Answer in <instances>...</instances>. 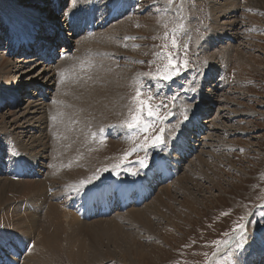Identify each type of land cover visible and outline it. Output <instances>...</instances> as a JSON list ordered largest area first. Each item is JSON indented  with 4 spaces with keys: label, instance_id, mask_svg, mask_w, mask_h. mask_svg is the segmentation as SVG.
<instances>
[{
    "label": "rangeland",
    "instance_id": "rangeland-1",
    "mask_svg": "<svg viewBox=\"0 0 264 264\" xmlns=\"http://www.w3.org/2000/svg\"><path fill=\"white\" fill-rule=\"evenodd\" d=\"M59 2L63 10L58 13L52 0H0V65L7 63L15 67L7 80L4 76L0 78L1 162L4 163L11 154L30 159V165L39 170L36 180L20 181L9 179L0 171V187L7 180H45L51 144L55 147V143L49 141V149L39 154L37 160L32 159L31 155L40 149L37 142L39 134L57 132L52 129L61 123L68 125L73 121L72 125L76 124L80 118L74 112L76 109L78 113H86L81 114L84 115L81 128L85 130L82 134L85 144L76 147L75 151L91 160L87 161L91 175L83 178L74 190L90 187L88 182L95 181L97 186L102 179L122 177L121 180L131 182L145 178V172L155 166L170 146L179 150L187 144V148H184L186 154L182 159L172 155V165L180 160L172 181L156 183L146 202L125 210L143 209L156 198L157 202L166 203L163 208L157 207L161 216L151 218V228L125 220V211L87 222L80 220L81 232L79 229H67L66 233L70 234L69 243L84 244L85 255L81 262L72 263L62 254L54 256L51 264H264V0H235L233 3H226V0ZM65 12L78 16L85 14L94 22L92 36L102 33L89 42L87 51L76 53L78 41L91 35L86 36V30L79 34L70 33ZM32 13L36 14V21L27 24L28 18L24 15ZM5 19L12 27L11 33L16 30L22 32L23 27L25 32L28 28H36L39 30L38 38L44 41L47 38L40 34L63 31L61 36L64 37L59 36L56 43H52L54 39L50 40L54 44L51 62H44L35 54L13 52L8 46L11 36ZM173 35L176 48L171 46ZM61 40L70 43L71 51L65 55L79 54L77 61V58L72 59L66 66L63 64L66 57L60 59L59 55L67 49L61 50L64 45ZM161 52H171L179 64L180 74L171 80L154 78L158 69L162 70L167 64L166 58L157 55ZM87 61L95 69L99 68L93 86L105 87L108 79V84L112 82L109 86L118 85L119 88L118 92L111 94L122 91L120 97L106 95L91 104L96 107L100 103L101 107L99 104L88 111L67 104L72 111L66 118L61 111L55 112L56 109L47 111L48 107L58 106L55 102V97L59 96L58 81L64 82L65 87L75 85L77 78L87 73L81 68ZM61 64V68L65 67L58 77L55 69ZM102 67L106 72L100 71ZM42 69L47 73L41 74ZM49 79L51 89L48 91L43 85ZM100 79L105 83H98ZM38 88H42L44 96L38 95ZM137 88L141 89L143 99L152 96L151 103L161 105L158 114L162 119L144 115V120L153 126L147 133L143 127L129 129L125 124L130 119V109L134 111L133 97ZM10 92L14 93L11 100L15 104L6 99ZM205 93L210 100L206 106L202 104L205 107H200ZM39 105L40 114H32ZM22 113L26 115L24 121L20 117ZM52 113L59 116L55 123L57 117H52ZM39 116L46 122V130H40L36 122ZM75 116L76 120H71ZM206 120L211 123L206 124ZM50 122L53 123L51 126ZM17 127L24 131L16 130ZM161 128L164 129V142L153 147L151 140ZM35 145L38 147L32 150L31 146ZM42 156L49 158L43 159ZM141 161L144 162L143 167ZM43 164L45 168H41ZM167 165L170 166L169 163ZM178 178L182 182L176 184ZM46 184L41 200L40 195L31 197L28 194L18 196L10 206L15 207L16 202H19L18 207L25 204L29 211L23 208L18 211L37 215L42 223L47 208L60 204L54 201L58 197V185ZM50 188L56 191L52 195L49 191L48 196ZM165 194L171 197V202ZM35 202L41 205L30 208ZM58 207L62 209L60 205ZM118 214L122 216L118 217ZM110 223L119 228L111 227L105 231ZM240 224L244 225L243 230L239 229ZM5 229L0 230L20 238L26 237L21 232ZM134 243L142 248L137 249L138 253L150 257L129 254L123 258L126 248H131ZM25 255L18 264L24 263Z\"/></svg>",
    "mask_w": 264,
    "mask_h": 264
},
{
    "label": "bare ground",
    "instance_id": "bare-ground-1",
    "mask_svg": "<svg viewBox=\"0 0 264 264\" xmlns=\"http://www.w3.org/2000/svg\"><path fill=\"white\" fill-rule=\"evenodd\" d=\"M29 1L35 2V0H29ZM234 1L235 0H226V3H233ZM213 12H215V9H213ZM24 16H26L28 18L27 24L34 23L36 21V14H34V13H32V15L26 14ZM5 20H7V22H8V27H10V29H9V31H10L12 29V27H11V25H9L8 19H5ZM58 21H60V20H58ZM43 25H44V27H45V25L50 27L48 24H43ZM23 28H24V30L22 32H20L18 30L14 31L15 35L18 36V40L15 43V45H16L15 47H17L19 51L24 50L23 48H20L21 44L25 45L24 43L27 40L29 41L30 39H34L33 36L35 35V33L37 35H39V33H38L39 30H37L38 31L37 32L36 28H28V30L26 29V32H25V27H23ZM41 29H42V27H41ZM56 31H57V29H56ZM68 31H70V33H73V31H71V30H68ZM61 33L64 34L63 31L58 30V33L57 32H49V34L48 33H42L40 35L42 37H45V39L47 38V40H45V42H48L51 39H54L52 41V43H56L57 40H60L59 35ZM99 33L102 34L101 32H99ZM99 33H97V34H99ZM97 34H95L94 36L91 35L90 38H86V39L83 38V40L81 38V41H78V49H77L76 53H78V51H80V52L87 51L89 42L91 40L95 39L97 37ZM62 37H64V36H62ZM61 42H63V44H64L63 47H61V50L62 49L65 50L64 48L67 47L66 51H62V53H70L71 48H70V45H68L70 43L66 44V42L63 40H61ZM38 43H40V42L38 41ZM36 44H37V41L35 42L34 46H30V47L34 48L36 46ZM51 47L54 48V44H52ZM51 47H49V49ZM26 51L27 50H25V52ZM68 56L69 55H67V57ZM74 56L75 55L72 56V59L75 60V58H77L76 59V61H77L79 58V54L76 55L75 57ZM46 57L47 56H44V62H46V59H45ZM28 62L30 64L31 60ZM66 62H68V64ZM63 64H65V66H66V65H69L71 63H69V60H68V61H65V63L63 62ZM63 64H61L59 67H57L55 69V72L56 71L58 72V77L60 75L59 72H61L63 70V68L65 67L64 66L63 68H61L63 66ZM13 68H15V67L11 64L1 63V65H0V78L4 76L5 77L4 80H7L8 74L10 73V71ZM81 68L86 69L87 73H85L84 75L77 78L75 85H73L72 87H65L64 82L58 81L57 92H58L59 96L55 97V100H56L55 102L58 103V106L55 105L56 107L54 106L52 108L48 107L47 111L48 110L50 111V109H51V111L53 112L56 109L55 112L61 111L63 113L62 115H64V118H66L67 115L69 114V112L72 111V108L69 107L67 104L74 105V106L80 108V110H87L88 111L90 109V107H91V110H93V108L98 107L100 104V103L97 104L96 107H92L91 104L93 103V101L95 103L98 100H102L103 98H105L106 95H110L113 92L119 91L118 85L115 87L109 86L112 84V82L110 84H108V79H107V85L105 87H99L97 85L93 86L94 76H95V73L99 71L98 70L99 68L95 69V66L92 65L91 63H89L88 61L85 62ZM103 68L104 67H102L100 69V71L106 72L105 69H103ZM45 70L46 69H42L41 74L47 73V71H45ZM48 77H49V75L46 76V78H48ZM49 82H50V79L46 80V83L43 85L44 88H46V90H48V91L51 89V87H49V85H50ZM98 83H105V81L102 82V80L100 79ZM31 85H33V83ZM33 86L38 87L35 84ZM41 89L42 88L37 89L38 95L44 96ZM121 93H122V91L119 94H111V95L112 96L117 95L120 97ZM212 93L210 95H212ZM13 95H14V93L10 92L8 94V97L6 98L7 101L11 102ZM202 96H203L202 99L204 97L205 98H204V100H202V99L200 100L201 101L200 107H202V106L205 107L207 102L210 99H209L208 93H205V96L204 95H202ZM200 98H201V95H200ZM105 100H107V99H105ZM0 101H1V99H0ZM202 104H205V106ZM100 107H101V104H100ZM200 110L202 111L201 108H200ZM40 111H41V106L39 108H37L36 111H34L32 114L39 115ZM42 111H43V108H42ZM74 112L76 113V115L78 117H80L79 120H77L76 124L72 125L73 121H70L71 124H68V125L67 124L64 125V123L58 124L59 126L55 125L52 130L56 129L57 132L52 131V132H54V133H52L49 131L48 132L49 137L47 134H39L37 142L39 141L38 146L40 149L38 152L33 151L35 153V155H31L32 159L37 160L39 158V156H38L39 154H42V152L49 149V147H47V144L49 145V141H54V143H55V147H53L51 142H50V144H51L50 162L47 163V168H46L47 173L45 175V180H43V182H40V181L13 182V181L7 180L0 187V229L6 228L5 230H12L14 233L21 232V235L26 236L24 238H27V240L32 241V242L34 240V243H32V245H33L32 248L29 250V252L26 255L24 254L25 259H24V263L22 262V264H51L54 256H58V255H62V254H64L68 258V261H71L72 263L73 262H81V258H83L85 255V252H84L85 248H83L84 244H83V246H80V245H76V244L73 245L72 243H69L70 242V234L68 235L66 233V232H68L67 229H71V230L79 229L80 219H77L75 216H73L69 212V210H67L66 208H64L62 206L61 203L58 205H60L62 207V209H60L58 207V205H50L47 208V212L45 213L44 217L42 216L43 217V219L41 220L42 223H40V220H38L37 215L35 217V215L33 216L31 214L18 211V210L22 211L21 208H23V210L29 211L28 206H26L25 204L18 207L19 202H16L17 205L15 207L10 206V204L14 200H16L18 196H23V195H28V194H30L31 197H33L34 195H40L38 197H40V200H41L42 199L41 194L46 192V189H47L46 187L48 186L46 183L53 185V186L58 185L59 191L57 192V195L61 196V195H63V192H65V191L76 189L75 186L79 185L83 178H86L87 176L91 175V171L89 170V167L87 166V161L88 160L91 161V160L89 158H87L85 155H82L81 153H78L75 151L76 147H80V146H83L85 144V141H84L85 139L83 138V135H82L85 132V130L83 128H81V126H82L81 117H84V115H81V114L86 113V112L78 113L79 112L78 109L74 110ZM54 113H52L53 114V116L51 115L52 117H54V115L56 114V113L55 114ZM55 116L57 117V119L54 121V123L58 120V117H59L57 115H55ZM195 116L197 117L198 115L195 114ZM195 116L193 115L194 120L196 118ZM20 117L23 118V121H24V118L26 117V115H24V113H22V115H20ZM86 117L92 118V116H89V115H86ZM74 119L76 120V116L71 120H74ZM36 120H34V121L39 123L38 125L40 127V130H46V122L43 119L42 120L44 122L41 121L40 116ZM65 121H66V119H65ZM206 121H207L206 124L211 123V121H208V120H206ZM34 124H35V122H34ZM52 124L53 123L50 122L49 125L51 126ZM201 126L202 125L200 123V129H202ZM18 129L21 131H24V129H22L20 127H17L16 130H18ZM79 129H81V130H79ZM195 131H197V130H195ZM40 133H43V132L40 131ZM191 140H193V139H189V141H191ZM38 146H36V145L31 146V148H32V150H34ZM173 148H175V147H173ZM181 149H182V147H180L178 152ZM186 151H187V149H186ZM187 155H188V153H187ZM42 157H43V159L49 158L47 156H42ZM174 159H173V161L175 162ZM180 159H182V157ZM24 160L27 163H29V165H30V159H24ZM178 161H180V160H178ZM162 162L163 161H161V163ZM168 163L170 164V166L166 165L164 170L170 171L171 166H173L175 168L179 167V162L177 164L175 162L174 165H172V163L168 160ZM201 163H202V160L200 161V164ZM44 164L42 165L41 168H45ZM31 167L36 168V166H31ZM0 171H1V168H0ZM172 171H175V169H173ZM37 174H39V170L37 171ZM26 179L36 180L35 177L26 178ZM20 180H14V181H20ZM98 180H100V179H98ZM175 182H176V184H178V183H181L182 181L178 178ZM119 186H122V185L120 184ZM61 187H62V189H61ZM86 187H88V186H86ZM89 189H92V188H89ZM181 189H184V188L181 187ZM43 190H44V192H43ZM80 190H83V188ZM49 191H50V195H52L56 191V189L55 188L48 189L47 190L48 196H49V193H48ZM166 196H167L166 197L167 200L171 202V197H169L168 195H166ZM157 200H158L157 198L154 199L148 206H146L143 209H137V210L134 209L132 211L131 210L130 211L124 210L125 211L124 214H126L124 219L127 221L130 220L134 225L136 223L137 224L140 223V224H144V226L146 228H151V222H150L151 218L161 216L159 208H163L166 206V203L161 202V200L157 202ZM32 201L34 202V200H32ZM54 201H56V199H54ZM40 205L41 204H39L38 202H35L34 204H32V207H30V208L34 209L35 206H40ZM131 207L137 208L134 206H131ZM157 207H159V208H157ZM41 208L43 209L44 206H41ZM11 209H12V211H11ZM167 209H169V208L167 207ZM116 211H118L120 213L124 212V211H119V210H116ZM116 211H114V212H116ZM118 215H119L118 217L122 216L120 214H118ZM100 218H102V217H100ZM81 221H83V220H81ZM84 222H87V221H84ZM110 224H111V226L107 227L105 229V231L109 230L111 227H114L115 229L119 228L116 224H112V223H110ZM82 225H84V224H81V226ZM177 227L178 226H176V228ZM79 232H81L80 229H79ZM64 233H66V235L64 237L65 239H62L63 238L62 236ZM100 233H101V231H100ZM10 236L11 235H9L7 231L0 230V243L2 244L5 241L4 238L9 239L15 235L13 234V236H11V237ZM62 242H64L63 244L66 245V246L64 245L65 247L63 246ZM131 246H132L131 248L130 247L126 248V250H125L126 252L122 256L123 258H125L129 254H137L138 257H140V258L150 257L149 255H146V254L143 255V254L138 253L137 249H142L141 246H137L135 243ZM64 249H66L65 253H63ZM154 249L157 250L159 248L154 247ZM22 257H20V258H22ZM27 260H28V263H27ZM19 261L20 260H18V262ZM31 261H32V263H30ZM257 264H259V263L257 262Z\"/></svg>",
    "mask_w": 264,
    "mask_h": 264
},
{
    "label": "snow or ice",
    "instance_id": "snow-or-ice-1",
    "mask_svg": "<svg viewBox=\"0 0 264 264\" xmlns=\"http://www.w3.org/2000/svg\"><path fill=\"white\" fill-rule=\"evenodd\" d=\"M167 33L165 34V37H167ZM131 39V38H130ZM171 46L172 48L177 47V42L175 39V36L173 35L171 39ZM168 45L165 44L164 48L167 49ZM159 57L166 58L167 64L163 66V69H158L157 76L154 78H160L163 80H171L173 76L177 75L179 73L180 67L178 62L176 61L175 57L171 52H161L157 54ZM187 65V61H184V66ZM153 97L149 96L147 99L142 98V92L140 88L136 89V94L133 97V104H134V111L130 109V119L125 121L126 126L129 129L133 128H140L143 127V131L147 133L152 125H150L148 122L144 120V115L146 114L149 118H156L157 120L162 119L159 114L158 110L161 107V105H153L151 103ZM163 132L164 129L161 128L159 131V134L155 135L151 140V145L153 147H157L160 144L164 142L163 140ZM146 143H147V137ZM141 166H144V162L141 161ZM240 230L244 229V225L240 224L238 225Z\"/></svg>",
    "mask_w": 264,
    "mask_h": 264
}]
</instances>
